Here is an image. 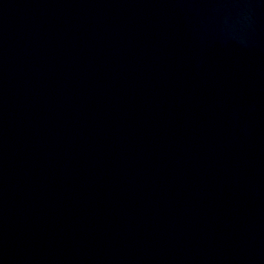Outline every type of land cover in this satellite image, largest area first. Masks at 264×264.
Here are the masks:
<instances>
[{
    "label": "water",
    "instance_id": "95a60500",
    "mask_svg": "<svg viewBox=\"0 0 264 264\" xmlns=\"http://www.w3.org/2000/svg\"><path fill=\"white\" fill-rule=\"evenodd\" d=\"M0 264H264V0H0Z\"/></svg>",
    "mask_w": 264,
    "mask_h": 264
}]
</instances>
